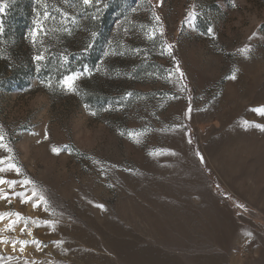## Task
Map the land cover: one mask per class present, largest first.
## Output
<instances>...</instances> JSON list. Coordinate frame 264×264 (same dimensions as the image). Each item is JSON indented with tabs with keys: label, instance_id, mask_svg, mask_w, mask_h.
<instances>
[{
	"label": "rangeland",
	"instance_id": "obj_1",
	"mask_svg": "<svg viewBox=\"0 0 264 264\" xmlns=\"http://www.w3.org/2000/svg\"><path fill=\"white\" fill-rule=\"evenodd\" d=\"M4 3L0 175L49 210L0 185V264H264V0Z\"/></svg>",
	"mask_w": 264,
	"mask_h": 264
},
{
	"label": "snow or ice",
	"instance_id": "obj_2",
	"mask_svg": "<svg viewBox=\"0 0 264 264\" xmlns=\"http://www.w3.org/2000/svg\"><path fill=\"white\" fill-rule=\"evenodd\" d=\"M38 2H39V0H38ZM64 2L67 3L68 0H64ZM149 2H150V0H149ZM160 2H161V0H157V5L156 6H159ZM82 4L84 6H86V7H93L95 5H100L101 4V0H82ZM6 8H7V4L4 3V0H0V15L5 13ZM97 11H99V8H97ZM131 11L132 12H136L137 8H132ZM63 15L65 16V18L68 17L67 13H63ZM197 15L198 14L196 13L195 8H193V11L189 12L188 16L186 17V21L188 23H190V24L193 23V21L197 18ZM44 17H45V19L49 18V13L47 11L44 12ZM152 17H153V20L155 22H157V23L160 22V17L158 15H156L155 12H153ZM93 19H95V16H93ZM125 19H127V17H125ZM141 27H144V26L141 25ZM38 30H39V25L37 26V31ZM0 31H2V23H0ZM124 31H125V33H128L129 29L125 28ZM157 31H159L160 35H163V26H162V24H160L159 28H155L154 27L151 30V32L147 33L146 35L148 36L149 39H153L154 40L155 37H156V32ZM208 33L210 35H213L212 28L208 29ZM36 34H37V32L34 31L33 32V36L35 37ZM91 35L93 37H95L96 33L93 32ZM89 47H91V45H89ZM172 47L173 46L171 44H167V43L163 44L162 45V54H163L164 51H167V54L171 55ZM133 51H137L138 52L139 50L135 49ZM241 51L242 52H246V51H248V49L245 48V49H242ZM109 54L110 53H108V52L105 53L106 56L109 55ZM111 54H115L114 50L112 51ZM35 59L37 61H40V60H43L44 57L38 55V56L35 57ZM97 70H99V69H97ZM176 72H180L178 65H177V68H176ZM84 74H89V75L91 74L87 67L84 68L83 72H76V73H73L71 75H67V76L63 77V79H61L59 81V87L62 90L68 91V92L76 91V83L75 82ZM170 76H171V73L169 74V77H166V79L170 78ZM180 76H181V78L183 77V73L182 72H180ZM231 78L234 79L235 75H233ZM49 86H51V85H49ZM126 95L127 96H131L132 93H127ZM254 111L257 112L260 115H264V107L254 109ZM92 114L95 115V112H93ZM245 124L247 125L248 122L246 121ZM255 126L264 128V126H261V125H255ZM128 134H129V136H132V137H138L139 135H142V133H135V132H129ZM45 139H47V135L46 134H45ZM136 142H139V140L137 139ZM0 149H3L4 151L9 152V153L12 152V149L6 143H4V134H3L2 131H0ZM62 150H64V149L56 148V147H53V149H52V151L54 153H57V154H59V152L62 151ZM153 154H155V153H153ZM197 155H199V153H197ZM201 159H202V157H201ZM6 172H15L16 175H21L22 174V168L20 166H18L17 163L12 162V157H10V156H0V173H6ZM0 185H7L8 188H11V189H15V187L17 185H19L20 187H24L25 185H33L32 190H31V195H27L25 192H15V191L12 192V195L20 197V202L21 203L32 202V206L34 208L43 206V209L45 211L49 210V204H48L47 199L45 198V196L42 193L37 191L34 181H32V180H30V179H28L26 177L22 181L8 180L3 175H0ZM0 200H7L9 203L11 202V200L9 199V194H8V192H6L4 190V188H0ZM98 207L103 208V205H98ZM13 216L15 217V219L9 220V223L6 225L4 230H7V231L15 230V226L18 223H20L21 220L24 221L25 228H27V224H28L30 218L23 217L22 214L18 213V212L0 213V221L4 220L7 217H13ZM31 222L33 224H36L37 226H39V223L37 221L32 220ZM42 223L47 224L49 222L44 221ZM21 231H24V229H21ZM4 242H6V241L0 240V243H4ZM15 243H17V242L13 241V245L14 246H15ZM19 243L24 245V244H27L28 241H19ZM32 243L38 244L39 242L33 240ZM58 243H62V242H58ZM21 251H23V248H21ZM2 259H5V258L0 256V260H2ZM9 259H11V257H9Z\"/></svg>",
	"mask_w": 264,
	"mask_h": 264
}]
</instances>
